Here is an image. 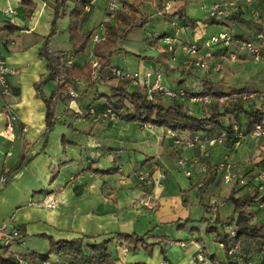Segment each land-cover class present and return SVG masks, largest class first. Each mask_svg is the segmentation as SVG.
I'll use <instances>...</instances> for the list:
<instances>
[{
	"label": "crops",
	"instance_id": "1",
	"mask_svg": "<svg viewBox=\"0 0 264 264\" xmlns=\"http://www.w3.org/2000/svg\"><path fill=\"white\" fill-rule=\"evenodd\" d=\"M52 1L0 0V57L17 70V75L9 80L11 93L6 102L18 119L13 139L3 137L5 109L0 99V177L17 164L22 150L24 154L21 167L0 189V227H18L23 237L22 243L11 250L22 255H43L49 248L48 239L58 242L80 238L83 245L112 239L108 252L111 249L114 259L124 264H210L211 261L230 264L223 246L214 242L215 233L208 232V228L217 227L216 217L224 221L231 216L233 207L228 197L232 191L239 198L257 191L259 182L255 176L264 170V137L244 135L233 153L225 149L222 141L209 150V157L190 163L199 155L197 146H181L175 141L182 144L194 136L207 134L146 128L141 123L123 120L94 122L87 116L89 107L99 112L107 106L102 96L108 93H98L96 89L106 87L109 92L112 87L110 82L100 86L102 79L96 76L91 78V86L76 79L73 84L80 90L77 99L68 98L63 89L59 91L55 81L43 86L46 97L56 95V121L47 131L45 107L35 97V84L47 75L45 60L39 59L38 50L50 33ZM133 1L139 2L138 10L146 18L143 36L146 33L147 37L148 32L176 36L178 42L195 44L203 52L207 39L215 35L207 33L212 25L199 21L207 18V8L213 0H120L127 7ZM6 9H12L15 14L6 17L3 14ZM91 11V5L85 9L88 17L81 23L82 33L86 32L84 27ZM177 11L197 22L183 26L178 18L171 17ZM256 11L264 14V0L239 6L228 18L219 21L221 25H213L220 28L216 34L228 32L244 39L252 37L260 28L252 18ZM231 16L250 23L240 25L231 21ZM115 22L116 17L111 23ZM172 22L178 24L177 30L172 28ZM5 24L20 30L4 29ZM54 35L49 38L50 43ZM67 36L66 33L64 41ZM50 43L51 51L70 54V50L52 49ZM148 45L154 57L146 61L140 58L136 47L123 43L122 48L134 58L130 63L137 68L131 72L140 76L149 72L150 82L159 74L169 89L186 86L185 78L191 77V73L182 75L181 70L189 68V55L176 51L177 62L173 63L162 52L160 42ZM210 50L218 60L222 59L220 46ZM89 55L92 56L91 52ZM80 57L76 56L74 62L81 64ZM195 73L204 77L200 71ZM168 102L165 100L166 105L162 103V106L167 107ZM220 132L215 127L208 135L216 136ZM226 153L229 156L224 164L229 165L228 169L218 167ZM179 159L186 162L189 176L177 165ZM227 171L235 174L236 179L225 184L223 175ZM137 172H148L151 184L138 183L133 175ZM258 193L264 195V191ZM49 202L55 207L48 208ZM206 217L212 225L199 222ZM253 222L264 223V211H258ZM117 234L144 236L146 244L158 245L146 251L137 245L123 256L115 251ZM237 252L243 259L264 263L261 260L264 246L256 242L240 240ZM199 253H203L204 259L196 258ZM49 260L67 261L63 256Z\"/></svg>",
	"mask_w": 264,
	"mask_h": 264
},
{
	"label": "trees",
	"instance_id": "2",
	"mask_svg": "<svg viewBox=\"0 0 264 264\" xmlns=\"http://www.w3.org/2000/svg\"><path fill=\"white\" fill-rule=\"evenodd\" d=\"M71 0H53L51 3L52 16L56 19L60 15L65 14L66 2ZM76 6L70 11L68 15L69 23L67 27V34L69 38V44L71 46L70 54L74 57L82 54L86 45L90 41L92 32H80L81 23L88 14L85 13V8L89 7L93 0H76ZM27 4V1H24ZM32 5V4H30ZM138 1H133L129 4V12L123 13L121 11L116 14V22L103 23L105 29L104 39L97 44H94L92 49V56L97 59L99 68H104L108 62L110 55L113 51L121 49L120 45L126 40L127 36L136 28H143L145 25V19L138 10ZM33 8V5H32ZM171 17L178 18L183 26L197 22L187 18L182 11H177L171 15ZM264 17L259 15V20ZM230 20L237 22L240 25L248 24L245 20L240 19L237 16H231ZM205 25H221L220 22L214 18H206L199 20ZM4 29L20 30L19 27L4 25ZM264 31V28H259ZM56 33L55 22L51 20L50 33L44 38L43 46L38 50V57L41 60H45V68L47 75L41 78L35 84V97L40 98L45 107V126L46 130L50 131L56 121L55 108H56V95L51 94L46 97L43 94L42 88L46 83L54 81L55 78L61 74L65 75V79L70 77L76 79H85L89 82L92 78L93 68L91 64L85 63L80 68H76L74 65L66 67L64 65V58L67 55L65 51H51L49 48V38ZM239 39L242 37L234 36ZM225 49H222V55L225 54ZM189 68L181 70L182 75H188ZM115 86L109 88V92L102 97L105 98L107 108H110L116 113L120 120L137 122L141 124H148L153 127L166 128L171 131H188L191 133H203L207 135H198L200 137H215L209 136L208 133L215 127H218L225 133L223 141L225 149L233 153L236 150L232 149L234 140L236 139L233 134L232 126L228 122L223 123L225 117H233L239 124L241 131L244 135L250 134L255 125H261L264 127V108L257 107L255 104L256 93L248 100V106H244V102H239L233 105H218L206 106L201 109V114L198 116L191 111L190 107H187L188 103L178 99L171 100L168 107H163L159 102H152L146 98V91L140 85L134 86L129 83L128 80L120 79ZM225 82L220 80L213 82L207 78L202 80V88L195 94H190L189 97L204 98V97H230L233 94L244 93L245 90H230L224 91ZM58 90H62L59 86ZM68 97V96H67ZM258 97V96H257ZM70 98V97H68ZM72 99V98H70ZM105 107V108H106ZM90 108V107H89ZM88 108V109H89ZM87 109V111H88ZM88 115V114H87ZM242 120L241 122L239 121ZM219 134V133H218ZM216 134V135H218ZM24 145V144H23ZM24 161L23 150L20 153L19 161L17 164L8 171L7 174H3L6 179L11 176L16 170H18ZM264 171V170H261ZM106 172H110L107 170ZM206 186V182H203ZM236 191H232L228 197L233 209L231 216L224 221H220L217 217L214 219L217 226L222 228L231 225L234 229L233 239H229L226 233H220L218 228H208V232H214V242L223 246L225 256L229 258L230 264H259L252 260H246L236 252L235 258L232 259L228 255V251L231 247L237 246L240 240L245 239L256 242L260 246H264V223L253 222L255 214L258 211H264V195H260L258 190L253 195H248L243 198L235 196ZM252 204H256L258 210L251 211L249 207ZM19 230L18 227H14ZM112 239H106L100 243H94L87 245L88 254L83 252L82 240L72 239L69 241L55 242L52 239H48L49 248L43 255H22L13 252L9 247H0V264H18L16 259L17 255H20L23 260L31 264H38L49 260L51 255L63 256L66 258L68 264H116L115 259L110 256L108 252V245ZM127 243L128 249L132 250L137 245L143 250H149L150 248L158 245V243L146 244L144 236H137L135 234H117L116 239ZM16 247V246H15ZM264 261V256H262ZM264 264V263H262Z\"/></svg>",
	"mask_w": 264,
	"mask_h": 264
},
{
	"label": "built area",
	"instance_id": "3",
	"mask_svg": "<svg viewBox=\"0 0 264 264\" xmlns=\"http://www.w3.org/2000/svg\"><path fill=\"white\" fill-rule=\"evenodd\" d=\"M257 0H213L207 8V18H214L218 21L228 18L239 6H248L250 4L256 3ZM87 8V7H86ZM85 8V9H86ZM128 13V7L120 2V0H107L104 12V18L102 22L97 26V28L93 31L90 41L93 44H97L104 39L105 29L103 23H111L113 19H115L117 12ZM3 14L6 17H11L15 14L12 9H6L3 11ZM259 12H254L252 18L253 20H257L260 28H264V20H259ZM172 28L174 30L178 29V24L171 23ZM149 38L157 39L158 42L161 43V46L164 48V52L167 54V57L173 62H177L176 51L182 52L185 55H189L190 61L187 62L188 66H190L192 71H202V73H208L209 70L212 73H220L221 66L219 63H214L211 65L208 62L211 61L212 54L210 52H201V50L195 44H187L178 42L176 36L171 35H159L153 32H148L146 40ZM207 47L213 48L215 46H220L222 49H225L226 55H221L223 58H228L230 61L238 60L239 53H245L253 62H258L264 59V31L257 30L254 35L250 38L239 39L234 37L232 34L228 32H222L217 35H213L209 37L206 41ZM94 58V57H93ZM75 57L72 54H67L64 58V65L66 67H70L73 65ZM91 66L93 68V77L97 78H113L115 80L125 79L128 80L131 85L137 86L140 85L146 91V98L154 103L160 101V97L167 98L169 102L173 99L178 100H188L191 102H200L205 105H210L212 102L218 105H233L239 102H244V106L248 104V100H250L254 94L252 93H241V94H233L230 97L220 96V97H204V98H196L189 97L186 90L182 87H178L175 89L166 88L162 82L159 74H155V80L150 82L149 78L151 74L147 72L145 75L140 76L138 72H131L126 69H118V68H110L106 65L104 68L100 69L99 64L96 58L92 60ZM109 73V74H108ZM17 75V70L8 65L3 59L0 57V99L3 103V108L5 109L4 115V131L3 137L7 139H13L15 125L17 123V117L13 110L7 104V98L10 96V78ZM55 83L57 86L62 87V91L64 94L69 96L72 99L78 97L77 92L73 88V83L76 81L75 79L69 78L65 79V75L61 74L59 77L55 78ZM213 104V105H214ZM87 114L92 118L94 122L99 121L100 119H109L111 121L120 120L118 115L114 113L110 108H104L101 111L97 112L94 108H89ZM232 126L234 137L236 138L233 142L232 149L237 150L241 145V141L243 133L239 124L235 121L233 117H229L228 121ZM144 127H150L148 124H142ZM255 137H264V127L261 125H255L250 133ZM173 136V134H171ZM225 133L222 131L215 137H200L194 136L191 140L185 141V143H179L175 141V143L183 146H193L196 145L199 151V155L193 157L190 160V163H198L199 158L205 159L209 157V150L218 146L222 141H224ZM229 156V153H226L224 159L221 163L218 164V167L225 166L226 169L229 168L228 164H224ZM224 164V165H223ZM177 165L184 169V174L186 176L190 175L189 170L185 168L186 162L183 159H179L177 161ZM134 175L135 180L140 184L149 185L152 180L149 176L148 172H137ZM236 179V175L231 171H227L223 175V182L225 184L230 183L231 181ZM255 179L259 182L258 190L264 191V172L259 173L255 176ZM7 179L4 176L0 177V189L5 185ZM48 208L55 207L53 202H49L46 204ZM226 235L229 239H233L234 237V229L231 225L227 226ZM22 233L15 229L14 227L10 229H6L5 227H0V247H14L18 246L22 243ZM184 246V244H180ZM115 251L123 256L129 254L131 250L128 249L127 243L123 241L115 240ZM237 252V246L231 247L228 251L229 257L232 259L235 258ZM198 260L204 259L203 253H199L196 257ZM18 264H31L22 259L20 255L16 256ZM38 264H68L66 262L62 263H54L50 260L40 262ZM159 264H164L160 262ZM210 264H219L218 262L211 261Z\"/></svg>",
	"mask_w": 264,
	"mask_h": 264
},
{
	"label": "rangeland",
	"instance_id": "4",
	"mask_svg": "<svg viewBox=\"0 0 264 264\" xmlns=\"http://www.w3.org/2000/svg\"><path fill=\"white\" fill-rule=\"evenodd\" d=\"M47 1V0H46ZM106 1L107 0H94L91 3V13L89 14V20L88 23L85 25L84 27V31L86 32H92V30L96 29L97 26L102 22L103 18H104V7L106 5ZM76 0H71V1H67L66 2V7H65V14L64 15H60L61 11L59 13V17L58 18H54L52 16L53 21L55 22V27H56V33L54 35V38L52 39L50 46L52 49H60V50H70L71 46L69 44V38L67 36V40H65V34L67 33V27H68V23H69V19H68V15L70 13V11L73 10V8L76 6ZM52 12V11H51ZM53 13V12H52ZM151 13V12H150ZM203 15V14H202ZM261 16H264V14H262ZM207 17V16H206ZM202 20V19H201ZM260 20H264V17H262ZM204 28V27H202ZM142 29L143 28H136L134 31H132L130 34L128 35L126 40H124V42L130 46L136 47L137 51H138V55L140 56V58L149 61L150 58L154 57V53L150 52L148 49L149 45L154 44L157 39H151L149 41V38L146 40V33L143 36L142 35ZM208 29V34H215L218 31H220L219 26H209ZM66 32V33H65ZM231 34H235V33H231ZM245 35V34H244ZM53 37V36H51ZM50 37V38H51ZM133 39V42H131V40ZM64 41V42H63ZM147 43H146V42ZM123 42V43H124ZM123 43L120 45L121 49H117L115 51H113L110 55L109 58V67L111 68H118V69H128L130 71L133 70H137V68H135V66H133V64L130 63V61L132 59H134L131 54H129L128 52H125L124 48H122ZM94 47V44L91 43V41L88 42V44L85 47V50L81 55L80 59L82 61L81 64L80 63H75L74 62V66L76 68H80L81 66H83V64L88 63L91 64L92 60H94V58L89 55L90 52H92V49ZM132 49V48H131ZM162 49V48H161ZM164 50L162 49V52ZM206 52H210L212 54L211 57V61L208 62L209 64L211 63V65H213L214 63H219L220 62V66H221V71L220 73L216 74V73H212L210 70L208 73H201L202 76L204 77H200L199 73H195L197 71H195L194 73H192L193 71L191 70L190 66L189 67V73H191V77H186V86H183L182 88H184L187 92L188 95L190 94H195L196 92H198L199 90H201L202 88V79L203 78H207L209 80H212L213 82H218L220 80L225 82V86H224V91L228 92L230 90H240L243 89L245 90L244 92L248 93H256V98L255 99V104L257 107L260 108H264V59L258 61V62H253L248 56H245L244 58H242V56H238V60L236 61H230L228 58H223V59H219L217 55L215 56L213 54V50H210L209 47H206ZM203 51V52H205ZM122 53V54H121ZM217 53V51L215 52V54ZM136 55V54H133ZM222 57V56H219ZM217 60H214V59ZM140 69V68H139ZM202 72V71H200ZM166 74V72H165ZM71 79H75L71 77ZM92 79H93V75H92ZM83 80L85 83H88L87 86H91L92 80H90L89 82H86L85 79H81ZM100 81V86L105 87V83H109V86H115L118 81L113 79V78H103ZM163 84V83H162ZM164 85V84H163ZM108 86V85H107ZM165 86V85H164ZM74 89L76 88V86L73 84ZM85 87V85H84ZM166 87V86H165ZM106 88V87H105ZM105 88H101V90H98V93L100 92H104V93H108V90H105ZM167 88V87H166ZM76 90V89H75ZM79 90V89H78ZM80 91V90H79ZM79 91L76 90L77 94L79 93ZM254 92V93H253ZM80 95H78L79 97ZM258 96V97H257ZM77 97V98H78ZM101 96L99 95L98 97H96V99L100 98ZM160 98V103L162 105V103L164 105L165 104V100L167 102V98L166 99H162L161 96H159ZM75 98V99H77ZM169 101V100H168ZM187 104V107L191 108V111L194 112L196 115H200L201 114V109L205 108L206 106H212L215 102H212L210 105H205L202 104L200 102H189L187 99L183 100V103ZM169 105V102L167 103ZM167 105V107H168ZM248 106V104H246ZM245 105V107H247ZM83 116V115H82ZM89 116V115H87ZM236 121V120H235ZM144 127V126H143ZM148 128V127H146ZM264 172V171H261ZM259 172V173H261ZM259 173H257L256 175H258ZM258 210V208L256 206L251 207V211H256ZM206 220H202L200 219L199 222L205 224V226L207 225H212L210 223V221L207 220V217L205 218ZM216 224V223H215ZM218 227V231L220 233H226L225 228H222L221 226H217ZM208 228V227H207ZM199 238H202L201 235H198ZM83 246V252L85 254H88V249H87V245H82ZM110 252V256L114 259V254L111 252V249L109 250ZM54 255H51L50 257H53ZM49 257V258H50ZM117 261V260H115ZM120 262V263H118ZM66 263H68L66 261ZM116 264H124L121 261H117Z\"/></svg>",
	"mask_w": 264,
	"mask_h": 264
}]
</instances>
